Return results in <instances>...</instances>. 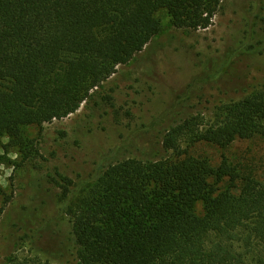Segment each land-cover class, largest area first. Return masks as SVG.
<instances>
[{"label": "trees", "instance_id": "trees-1", "mask_svg": "<svg viewBox=\"0 0 264 264\" xmlns=\"http://www.w3.org/2000/svg\"><path fill=\"white\" fill-rule=\"evenodd\" d=\"M221 2L0 0V139L30 160L21 129L77 112L161 32L156 12L176 29L206 30ZM253 137L264 140V88L215 108L205 126L192 117L171 127L162 137L167 157L116 161L75 193L58 175L77 263L264 264V180L225 157L214 167L188 151ZM4 264L51 263L10 255Z\"/></svg>", "mask_w": 264, "mask_h": 264}, {"label": "rangeland", "instance_id": "rangeland-1", "mask_svg": "<svg viewBox=\"0 0 264 264\" xmlns=\"http://www.w3.org/2000/svg\"><path fill=\"white\" fill-rule=\"evenodd\" d=\"M155 17L161 32L77 112L21 129L33 144L30 160L7 137L0 139V207L7 202L0 216V264L10 255L78 264L70 200L58 175L73 182L69 192L75 193L116 161L167 157L162 137L171 127L192 117L205 126L215 108L264 88V0H222L206 30L176 29L165 10ZM188 151L214 167L225 157L264 180L261 137L236 139L226 149L200 142ZM196 212L202 215L201 202Z\"/></svg>", "mask_w": 264, "mask_h": 264}]
</instances>
